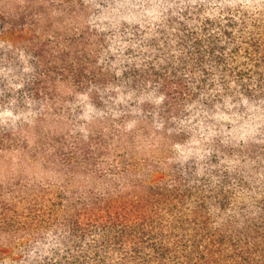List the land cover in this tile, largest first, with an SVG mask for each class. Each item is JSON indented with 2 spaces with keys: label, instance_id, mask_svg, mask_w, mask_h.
I'll use <instances>...</instances> for the list:
<instances>
[{
  "label": "trees",
  "instance_id": "trees-1",
  "mask_svg": "<svg viewBox=\"0 0 264 264\" xmlns=\"http://www.w3.org/2000/svg\"><path fill=\"white\" fill-rule=\"evenodd\" d=\"M79 1L91 22L68 36L0 13V89L19 62L6 44L23 42L31 97L70 83L109 113L131 102L170 113L178 137L188 118L200 143L170 166V184L132 161L133 187L46 188L2 207L0 264H264V0Z\"/></svg>",
  "mask_w": 264,
  "mask_h": 264
},
{
  "label": "rangeland",
  "instance_id": "rangeland-1",
  "mask_svg": "<svg viewBox=\"0 0 264 264\" xmlns=\"http://www.w3.org/2000/svg\"><path fill=\"white\" fill-rule=\"evenodd\" d=\"M39 1L43 7L39 14L29 12L37 2L32 0H0V13H30L39 21L35 33L44 38L55 32L78 34L90 25L93 9L88 3ZM23 46V42L11 41L4 51L19 62L5 75L7 90L0 89V213L2 207L28 205L46 188L133 187L132 180L142 176L160 185L170 184V166L185 157L184 149L200 143L201 133L193 132L197 123L188 118L180 122L185 136L192 133L193 138L178 137L170 133V113L156 118L137 102L109 113L93 106L90 97L70 83L57 81L45 96L31 97L20 83V76L30 72ZM5 61L8 68L10 63ZM221 125L224 129L228 123L214 124L212 129ZM132 161L142 176L130 167L125 175L124 163Z\"/></svg>",
  "mask_w": 264,
  "mask_h": 264
}]
</instances>
